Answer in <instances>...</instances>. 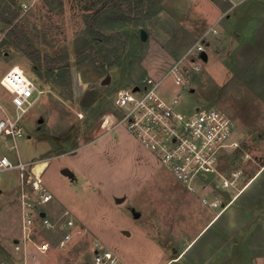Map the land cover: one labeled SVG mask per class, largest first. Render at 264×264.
<instances>
[{
    "label": "rangeland",
    "instance_id": "rangeland-1",
    "mask_svg": "<svg viewBox=\"0 0 264 264\" xmlns=\"http://www.w3.org/2000/svg\"><path fill=\"white\" fill-rule=\"evenodd\" d=\"M105 1L40 0L21 15L19 0H0V79L18 65L43 91L23 117L25 134L17 139V149L5 138L0 155L14 163L18 158L32 162V174L54 195L44 206L48 214L69 208L87 229L64 249L53 243L40 253L30 245L29 258L37 264H92V243L98 238L121 264H164L172 257L176 260L169 264H264V0H146L144 5L123 0V11L133 17L125 21L128 33H116L104 20L107 29L100 42L94 40L95 59L81 60L79 38L90 32L89 25L99 27L96 10ZM106 7L103 17L113 10L110 3ZM14 24L22 35L20 46L2 43ZM213 26L218 33L209 34L202 70L186 87L169 75L158 91L167 99L181 92L178 110L184 115L214 107L238 122L240 147L223 154L220 171L230 175L241 169L247 178L229 192L213 185L225 199L237 196L218 219L128 130L125 112L114 104L119 90L154 76V70L161 78L162 68ZM142 29L145 45L136 52L141 60L129 70L131 57L125 56ZM28 42L44 61L56 60L54 70L46 63L34 66L24 50ZM103 54L111 61L120 57V65L101 64L96 57ZM8 96L0 84V97L7 101ZM101 105L105 111L95 113ZM20 182L18 168L0 171V259L19 256ZM119 197L126 199L119 203ZM133 209L141 216L136 218ZM39 235L56 242L61 231Z\"/></svg>",
    "mask_w": 264,
    "mask_h": 264
},
{
    "label": "built area",
    "instance_id": "built-area-1",
    "mask_svg": "<svg viewBox=\"0 0 264 264\" xmlns=\"http://www.w3.org/2000/svg\"><path fill=\"white\" fill-rule=\"evenodd\" d=\"M39 1L19 0L21 15L27 14ZM211 32L218 33V29L213 26L203 33L161 78L149 75L140 83L119 90L114 104L125 112L122 122L126 123L128 130L154 153L177 181L197 195L203 205L220 215L235 201L236 195L225 199L213 191V185L229 192L238 189L242 180L247 178L241 169L230 175L220 171L223 154L240 147L238 122L226 111L214 107H197L184 115L178 110L183 96L181 92L167 99L158 91L169 75L176 85L186 87L192 75L202 70V63L206 62L202 53L207 52L206 43ZM0 84L9 94L7 101L0 97V141L11 138V148L17 149V139L25 134L23 117L43 91L17 65L3 74ZM137 85L139 89L134 90ZM31 163L20 158L14 163L7 155H0V171L13 167L19 170L22 217V236L15 242V253L19 256L14 254L8 257L10 260L0 259V264H37L29 258L28 246L35 247L40 253L49 251L53 243L64 249L75 236L87 231L69 208H63L59 215L48 214L44 206L54 195L32 174ZM261 227L264 231V216ZM41 230L52 234L61 231V236L56 242L50 238L40 239ZM92 247V264L121 263L119 256L98 238L94 239Z\"/></svg>",
    "mask_w": 264,
    "mask_h": 264
},
{
    "label": "trees",
    "instance_id": "trees-1",
    "mask_svg": "<svg viewBox=\"0 0 264 264\" xmlns=\"http://www.w3.org/2000/svg\"><path fill=\"white\" fill-rule=\"evenodd\" d=\"M138 3L140 5H144L147 1L146 0H137ZM152 0H148V3H151ZM101 1H99L96 4H99ZM111 4L113 6V10L111 13L107 12V14L103 17L101 16L103 14V12L107 11L105 10L108 4ZM95 4V5H96ZM104 10V11H103ZM124 7H123V0H106L104 3H102V5L96 10V16H95V20L97 23H100L99 27H96L95 25H89V33H83L81 34L80 38H79V42L78 45L76 47V52H79L80 54V58L81 60H85V59H95V57H93V49L96 47L95 46V41L94 40H98L99 42L101 41V37L100 34H102L106 28V26L104 25V20L109 22V28L111 29H115L116 28V33H120V35H126L127 32V27L130 25L128 22L125 23V21H129L131 19H133L132 16L127 15L124 11ZM118 12L122 13L121 16L118 15ZM132 22V21H130ZM129 24V25H128ZM132 26V25H131ZM107 29V28H106ZM22 35L21 32L18 29V25L14 24V26L12 28H10L7 32H6V36L5 38L2 40V43H6V44H15L20 46V39H21ZM137 35H134L131 41V51L125 56V58L127 57V60H129L128 62V66H129V70L131 68V66H135V65H139L140 62V57L138 55H136V52L138 50H140V48L142 49L145 45V41L141 38V36L138 38H136ZM27 47L24 49L25 53L33 60V62L35 63L34 66L37 65H42L43 63H46L47 66H51L53 67V69L51 67H48L51 71L54 70V68L56 67L55 63L56 60L54 59H46L45 61L42 59V55L41 52L38 48L34 47L31 43H27ZM97 59H101V64H105V61H110L111 65L114 64H118L120 65V61L121 58L117 57V59H113L111 61L110 56L107 54H103V57H96ZM120 60V61H119ZM52 62L54 64H52ZM127 62V61H126ZM52 64V65H51ZM124 65V63L122 64ZM122 73L125 74V72L128 70L127 66L124 65L122 67ZM129 70L127 72H129ZM142 81V80H141ZM140 81V82H141ZM139 82V83H140ZM102 107H97L95 108V113H97L98 111L103 112L105 111V107H103V105H101Z\"/></svg>",
    "mask_w": 264,
    "mask_h": 264
},
{
    "label": "water",
    "instance_id": "water-1",
    "mask_svg": "<svg viewBox=\"0 0 264 264\" xmlns=\"http://www.w3.org/2000/svg\"><path fill=\"white\" fill-rule=\"evenodd\" d=\"M141 38L144 40L145 38H146V31L144 30V29H142V31H141ZM202 57H203V59L205 60V61H207L208 60V53L207 52H203L202 53ZM139 89V86L137 85V86H135L134 87V90H138ZM42 121V120H41ZM62 172L64 173V174H66V175H69V176H71L72 178H74V173L69 169V168H64L63 170H62ZM125 200V197H119V198H117V202H122V201H124ZM133 213H134V216L136 217V218H138V217H140L141 216V214H140V212H138V211H136L135 209H133ZM45 213H42V215H44Z\"/></svg>",
    "mask_w": 264,
    "mask_h": 264
},
{
    "label": "crops",
    "instance_id": "crops-1",
    "mask_svg": "<svg viewBox=\"0 0 264 264\" xmlns=\"http://www.w3.org/2000/svg\"><path fill=\"white\" fill-rule=\"evenodd\" d=\"M222 14H223V13L221 12L220 16H221ZM220 16H219V17H220ZM217 19H218V18H217ZM162 69H163V72H165L168 68H162ZM154 72H155V74H154L155 78H160V77H156V76H158V75L160 74V72H159L158 70H156V71L154 70ZM154 76H153V77H154ZM73 179H76L75 175H74V178H73ZM236 197H237V196H236ZM125 199H126V198H125ZM199 201H200V199H199ZM233 203H234V202H233ZM201 204H202V203H201ZM203 206H204L205 208L211 210L210 208L206 207L205 205H203ZM230 206H231V205H230ZM230 206H229V207H230ZM229 207H228V208H229ZM228 208H227V209H228ZM227 209H226V210H227ZM226 210H225V211H226ZM211 211H213V210H211ZM225 211H224V212H225ZM213 212L215 213V215L217 214L216 211H213ZM224 212H223V213H224ZM223 213H221L220 215H216V218L218 219V217H220ZM262 218H263V217H262ZM262 218H261V220H262ZM215 220H216V219H215ZM261 220H260V222H261ZM211 224H212V223H210V225H211ZM208 227H209V226H207L206 228H204V230L201 232V234H203V232L207 231V228H208ZM261 230H262V227H261ZM261 232H262V234L264 235V231L262 230ZM184 253H185V252H184ZM174 260H176L175 257L169 258V260H167L166 262H164V264H169V263L173 262ZM120 264H121V263H120Z\"/></svg>",
    "mask_w": 264,
    "mask_h": 264
},
{
    "label": "bare ground",
    "instance_id": "bare-ground-1",
    "mask_svg": "<svg viewBox=\"0 0 264 264\" xmlns=\"http://www.w3.org/2000/svg\"><path fill=\"white\" fill-rule=\"evenodd\" d=\"M18 66V65H17Z\"/></svg>",
    "mask_w": 264,
    "mask_h": 264
}]
</instances>
